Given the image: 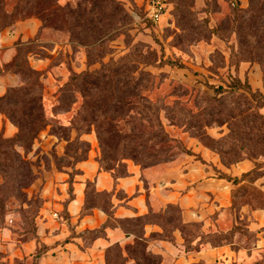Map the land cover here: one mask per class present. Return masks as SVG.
<instances>
[{
  "label": "rangeland",
  "instance_id": "obj_1",
  "mask_svg": "<svg viewBox=\"0 0 264 264\" xmlns=\"http://www.w3.org/2000/svg\"><path fill=\"white\" fill-rule=\"evenodd\" d=\"M151 1L0 0V86L4 91L0 98L10 89H35L38 96L42 95L50 123L33 140L28 152L17 148L36 176L33 184L22 191L23 196H13L7 190L0 194L3 206L0 225L17 231L20 236L25 235L22 240L33 239L36 234V218L44 201L36 184L47 183L50 172L67 174V183L71 184L81 173L80 166L89 159L104 169H114L119 176L126 174L130 167L141 168L130 150L113 143L120 140L118 137L112 142L104 140L105 146H102L94 128L90 133L78 136L70 127L83 100L76 94V99L68 105L61 100L60 89L74 74L95 72L103 65L122 63L123 74L132 72L131 75L142 79H145L143 75L153 77L150 83L148 79L144 82L151 87L146 94L153 101L166 98L170 104L174 101L185 103L187 99L186 107L193 113L198 112L194 96L214 97L209 86L226 87L236 68L244 83L247 81L254 91L264 93V66L258 63V55H264V52L248 41L240 42L239 23L236 22L241 10L249 8V0H162L166 12L158 23L147 18ZM171 64H182L183 67ZM130 66L133 67L130 69ZM185 90L191 92L189 97L181 96ZM5 110L10 109L5 107ZM260 112L264 116V109ZM0 115L4 124L15 128L14 134L7 136L3 125L0 137H13L16 127L4 114ZM160 120L168 136L179 145L150 140L145 143L149 154L163 158L174 155L176 148H189L193 139L189 133L171 125L164 111L160 113ZM232 127L235 126L228 123L213 124L206 133L215 139L228 137ZM118 129L121 135L131 133L126 124ZM260 135L264 136V126L259 123L252 137ZM78 139L85 146H76ZM169 145L171 148L168 149ZM131 147L134 149L135 145ZM76 152L78 155L74 157ZM258 164L249 179L236 189V198L227 212L212 216L218 222L216 228H210L225 234L238 224L247 227L251 233L225 235V245L216 250L208 247L204 255L194 256L190 264H264V227L257 229L261 224L264 226V215L261 221L253 216L255 211H264V159L258 160ZM2 183L0 175V186ZM94 201L105 205L108 198L96 195ZM90 202L86 208L93 206ZM177 218L178 212L175 220ZM141 224L136 230L133 226L127 229L135 231L140 238L143 235ZM145 233L147 237L152 234L153 239L162 235L156 226L147 227ZM174 234L177 247L181 234L178 231ZM130 236L132 239L126 245L139 240ZM144 250L130 256L123 252L116 263L144 264L133 258L140 259L145 254L152 257V264H173L176 260L175 255L166 253L165 244L160 240H151L147 252ZM34 263L32 258L16 262Z\"/></svg>",
  "mask_w": 264,
  "mask_h": 264
},
{
  "label": "trees",
  "instance_id": "obj_2",
  "mask_svg": "<svg viewBox=\"0 0 264 264\" xmlns=\"http://www.w3.org/2000/svg\"><path fill=\"white\" fill-rule=\"evenodd\" d=\"M72 16L73 14L70 15L71 20ZM236 22L239 23L240 42L248 41L250 45H254L258 50L264 52V0H249V8L241 10ZM78 27L82 26L79 25ZM263 57L264 55H258L260 58L258 63L261 66H264ZM171 65L183 67L182 64ZM131 67L133 66H130V69ZM124 69L122 63H112L103 65L99 71L80 75L74 74L70 81L60 89L61 100L68 105L76 99V94H79L83 100L82 106L70 125L72 129L76 130L78 136L88 134L94 128L102 146H105L104 140L112 142L116 140L114 137H118L120 140L113 143L124 145L125 149L130 150L133 159L141 165V169L169 163L176 160L181 154L195 156L197 160L205 163L202 158L183 146L176 148L174 155L163 158L148 153L145 143L150 140H156L157 143L167 141L166 143L179 145L178 141L168 136L161 124L160 113L164 111L171 125L183 128L186 133L190 134L191 138L198 140L204 147L217 154L225 167H231L245 160L255 163V168L240 178H232L224 173H219L220 178L239 185L245 183L255 172L259 165L258 160L264 159V136L252 137L259 123L260 126H264V116L260 112L264 109V93L259 90L254 91L249 82L244 83L241 79L240 70L237 71L238 68L235 69V74L226 87L209 86L214 92V97L194 96L193 101L198 106L197 113H193L186 107L187 99L185 103L174 101L170 104L166 102V98L153 101L146 94L147 91L150 92L151 87L144 84L146 79L150 83L153 77L143 75L145 79L136 78L133 74L131 75L132 72L123 74L122 70ZM28 78L32 79V76ZM190 94V91L185 90L181 96L189 97ZM203 104L204 107L201 106ZM0 107H2L0 113L4 114L17 129L16 134L11 138L0 137V175L3 179L0 194L2 190H7V193L11 192V195L19 197L23 196L22 191L24 189L33 184L36 176L32 173L24 157L17 151V148H22L28 152L33 140L50 123L45 114L42 95L38 96L35 89L8 90L0 98ZM5 107L10 110H5ZM223 123L235 126L231 128L232 134L230 136L215 139L206 133L209 126ZM122 124L129 127L130 134L121 135L119 133L118 128ZM239 131L240 133H238ZM132 144L135 145L134 149L131 147ZM75 145L85 146L79 139L75 141ZM169 148L171 145L168 146ZM11 155L14 158H11ZM73 155L77 157L78 154L76 152ZM99 167L101 170L111 173L115 180L129 175L128 170H126V174L119 176L114 169H104L100 164ZM236 193L235 189L232 192L233 201L236 198ZM96 195H106L108 198L106 204L95 203ZM111 197L112 193L97 194L93 188V183L87 182L83 215L91 209L99 207L109 217H112ZM91 200L96 205L93 204L90 208H86ZM173 208L175 211L172 210ZM2 210V200H0V211ZM177 212L179 218L175 220ZM181 215V209L178 206L168 205L166 210L158 213L150 209L147 215L119 221L126 235L134 236L135 240L138 238L135 231H131L127 227L133 226V229L136 230L142 223L143 235L138 238V241H134L133 244H128L124 248L119 244L111 246L106 253V264H117L116 259L120 254L123 255V252L130 256L144 248L145 253L151 240H160L174 245L176 240L174 233L176 231L181 234L185 253L199 251L205 245H210L213 248L222 247L227 241L225 235L235 236L246 232L251 233L247 227L238 224L233 225L225 234L221 232L206 233L201 223H184ZM167 216L170 218L167 219ZM135 222L136 224H133ZM167 222L172 226H169ZM111 226L114 225L109 220L100 229L86 231L84 234L90 237H98L104 233L106 228ZM149 226H156L162 231L159 239H153L152 234L149 237L146 236L145 231ZM0 228L4 227L0 225ZM262 230L264 231V228ZM43 249H39L32 257L35 260L34 264H37V259L44 253ZM124 249L125 251H123ZM151 259L152 257L147 254L140 259L133 258L135 262L144 264H152Z\"/></svg>",
  "mask_w": 264,
  "mask_h": 264
},
{
  "label": "crops",
  "instance_id": "obj_3",
  "mask_svg": "<svg viewBox=\"0 0 264 264\" xmlns=\"http://www.w3.org/2000/svg\"><path fill=\"white\" fill-rule=\"evenodd\" d=\"M3 93L0 86V96ZM3 125L7 136L14 134L15 128L4 124L0 115V128ZM189 145V149L205 163L195 156L181 155L174 161L151 168L130 167L127 177L115 180L111 173L101 170L97 162L89 159L80 166L81 173L75 176L72 184L67 183V174L50 172L47 183L36 184L44 201L36 218L35 237L22 240L23 236L17 231L0 228V264L29 260L41 248L45 249L37 264H106V253L111 246H124L132 239L119 221L147 215L150 209L162 211L168 205L181 209L184 223H201L206 233L213 232L210 228H216L218 221L212 216L227 212L233 202L232 192L242 185L220 178L219 173L240 178L254 169L255 163L245 160L225 167L219 156L196 140L191 139ZM87 182L93 183L97 194L112 193V217L99 207L83 215ZM263 215L264 211L253 212L260 221ZM109 220L114 226L106 228L102 235L90 237L84 234L100 229ZM261 227L264 226L261 224L257 229ZM180 239L177 247L160 241L165 244L167 254L175 255L173 264H190L194 256L204 255L208 247L221 248L205 245L194 251L195 254L185 253L181 236Z\"/></svg>",
  "mask_w": 264,
  "mask_h": 264
},
{
  "label": "built area",
  "instance_id": "obj_4",
  "mask_svg": "<svg viewBox=\"0 0 264 264\" xmlns=\"http://www.w3.org/2000/svg\"><path fill=\"white\" fill-rule=\"evenodd\" d=\"M166 12V5L162 0H152L147 8V18L154 22L158 23L162 20ZM57 217V215H55Z\"/></svg>",
  "mask_w": 264,
  "mask_h": 264
}]
</instances>
